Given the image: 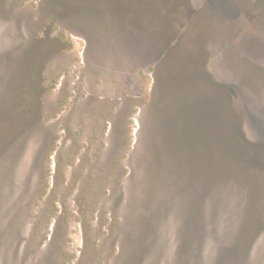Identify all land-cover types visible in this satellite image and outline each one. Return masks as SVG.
Here are the masks:
<instances>
[{"label": "rangeland", "instance_id": "obj_1", "mask_svg": "<svg viewBox=\"0 0 264 264\" xmlns=\"http://www.w3.org/2000/svg\"><path fill=\"white\" fill-rule=\"evenodd\" d=\"M0 264H264V0H0Z\"/></svg>", "mask_w": 264, "mask_h": 264}]
</instances>
